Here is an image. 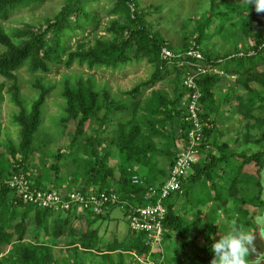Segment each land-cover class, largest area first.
Instances as JSON below:
<instances>
[{"label":"trees","instance_id":"obj_1","mask_svg":"<svg viewBox=\"0 0 264 264\" xmlns=\"http://www.w3.org/2000/svg\"><path fill=\"white\" fill-rule=\"evenodd\" d=\"M42 1L44 0H0V18L8 19L10 13L23 4ZM84 1L86 0L80 3ZM138 1L134 0L135 3ZM137 7L132 13L126 0H115L109 13L114 19L106 29L112 34L111 38H95L93 45L87 47V44L79 43L75 49L69 45L68 33L82 29L80 17L95 23L99 19L98 12L96 19V15L89 16L81 7L77 10L67 7L55 20H48L45 28L36 30L34 27H28L18 32L17 40H13L0 26V46L4 48L0 52V76L7 81H16V73L26 64L31 66L33 72L50 73L52 66L63 65L70 68L76 61L93 69L116 68L134 60L149 58L154 62L156 71L144 86L145 89L169 80L168 89L171 87L172 91L171 95L164 89L154 90L146 99H140L143 92L139 89L130 92L134 102L132 117L121 122L117 119V114L124 112L126 107L114 100L107 90H95L91 79H79L74 87L68 86L64 92L68 118H64L63 122L66 125L69 119L77 121V129L71 143L76 153L74 156L62 152L53 155L57 162L51 164L45 178L43 175H34L29 169V163L35 135L41 125L42 108L50 95L51 87H46L40 82L36 84L39 99L33 104L30 113L20 101L17 88L12 87L9 92L13 102L20 108V113L15 117V123L20 130V141L18 146H8L11 163L8 162L7 167L0 168V179H9L14 174L21 173L35 188L52 190L49 185L54 184L59 190L62 187L63 173L60 161L65 160L69 167L71 163L74 166L71 172H66L67 175L69 172L71 174L69 192L74 189L97 194L114 192L119 196L120 202L113 207H123L128 201H136L137 207L155 202V199L145 198L146 192L151 186L160 187L165 183L176 158L175 152L166 149L165 155H168L169 163L160 165L158 157L162 156V150L158 148L156 139L159 138L162 142L167 140L165 124L168 121L178 120L181 125V137H186L191 129V124L187 121L188 101H184L189 94L184 79L192 69L188 64L191 58L186 56L165 60L162 58V49L166 47L177 55H183L194 48L203 54L204 65L217 67L223 70L224 74L208 73L197 78L202 93L200 107L201 120L204 123L203 136L197 145L200 159L192 165L182 181L180 192L175 194L186 190L183 196L186 202L190 203L187 197L201 183L213 181L216 190L224 189L223 186L218 188L215 182L216 178L221 177L216 171L221 164L237 158L243 162L240 167L248 164L258 167L255 172L257 179L248 182L243 178L237 183L236 175L228 187L229 195H236L239 184L245 191L251 189L256 192L251 200L254 206L264 207V203L260 201V171L264 167V69L258 71L260 67H264V13L257 14L254 5L247 6L244 0H211L210 10L198 22L190 37L175 44L169 43L161 31L154 30L145 20L139 6ZM71 15L77 16L75 22L71 21ZM212 26H216L217 31ZM228 26L233 28L232 33L225 30L230 37L240 31L245 32L246 36L253 35L258 29L256 42L249 47L235 46L232 51L222 55L213 54L210 49L214 45L213 37H218ZM51 32L53 38L48 39L47 35ZM191 40L194 41L193 44L190 43ZM231 76H236V82L232 81ZM224 81L229 82L225 84L227 89L223 86ZM4 85L0 86V96ZM1 99L0 97V102ZM224 107L230 108V115L243 116L247 131H258L257 142L262 145L261 150L251 153L244 150L236 154L231 150L229 143L221 141L222 133L217 127V122L220 119L223 121L224 115H229ZM94 124H97L98 128H91L92 133L88 134L87 126ZM110 126L114 127L112 133L108 132ZM1 133L0 122V138ZM244 137L242 141H238L243 146L257 144L256 138L253 140L254 136L249 132H246ZM181 147L180 145L179 149ZM113 148L117 149L118 157L115 166L110 164V152ZM17 155H21V161L17 162ZM116 172L119 173L118 177L115 176ZM134 175L140 178L137 184L133 182ZM77 183L78 186L75 185ZM217 195L219 200L223 193L217 191ZM169 199L165 202L167 215L163 223L164 243L176 235L183 258L195 264H210L214 255L210 248L214 240L202 244V240L207 237L208 228L199 230V233L193 236L196 226H190V217L177 209V199L175 204L168 202ZM247 202L245 198L241 205ZM241 205L235 206V210H241ZM133 208L135 207L126 206V217ZM102 217L103 214L96 215L89 210L86 213L70 211L64 214L38 208L21 200L15 190L3 187L0 190V264H59L49 246L56 242L54 239L67 238L70 239V246L81 245L85 250H95L99 246V232L98 229H93V225ZM78 221L87 224L85 233L75 229V223ZM27 235L32 239L30 244L25 242ZM128 245L129 249L142 256H147L150 250L144 233L132 232ZM159 256V251L153 254L155 259Z\"/></svg>","mask_w":264,"mask_h":264},{"label":"rangeland","instance_id":"obj_2","mask_svg":"<svg viewBox=\"0 0 264 264\" xmlns=\"http://www.w3.org/2000/svg\"><path fill=\"white\" fill-rule=\"evenodd\" d=\"M80 1L82 0H79V2L78 0H44L42 2L23 4L13 10L8 19L0 18V26L13 40H17L18 32L24 31L28 27H34L36 30L45 28L47 21L55 20L65 8L69 7V9L75 8L77 10L81 7L89 16L94 17L96 15V19L98 12L99 19L97 21L99 23L97 24V21L93 23L80 17L82 19L80 21L83 25L82 29L68 33L67 38L70 39V47L75 49L79 43L87 44L88 47V45L94 44L95 38H111L112 34L108 33L106 29L109 28L110 21L114 19L109 13L115 0H86L82 3ZM238 1L242 2V0ZM136 5L139 6L142 14L145 16V20L153 26L154 30L161 31L169 43L176 44L179 42L182 43L184 38L190 37V34L197 27L198 22L210 10L211 0H139ZM137 6L136 8L138 9ZM76 19V15H71L72 22H75ZM212 28L217 31L216 26H212ZM225 30L229 33L233 32V28L228 26L218 34V37H213L212 42L214 45L210 47L213 54H225L226 52L232 51L235 46H252L256 42V37L259 32L257 29L253 32V35L246 36L245 32L240 31L237 34L235 33V36L232 35L230 37ZM47 38H53L52 32L47 35ZM191 42L193 44L194 41L191 40ZM3 50L4 48L0 46V52ZM262 69L264 67H260L258 71L261 72ZM155 71L156 66L154 62L149 58H144L140 61L134 60L128 62L116 68L97 67L90 69L86 64L82 65L76 61L70 68L63 65L52 66L50 73L33 72L31 66L26 64L16 73V81H7L0 76V86L5 84L0 96L2 98L0 102V122L2 125L0 156L3 155V157H0V168L7 167L8 162L11 160L8 146L10 144L18 146L20 141V130L15 123V117L20 113V108L13 102L12 95L9 92V89L12 87L15 86L17 88L19 99L28 113L31 112L33 104L39 99V91L36 89V84L40 82L46 87H51L50 95L42 108L41 125L35 135L31 161L29 163V169L34 175H43L46 178L48 168L52 163L57 162L54 159L57 153L62 152L69 156H74L76 153L71 147V143L77 129V121L69 119L66 125L63 122L64 118H68V114L66 113L67 100L64 96V92L68 86L74 87L79 79H91L95 90H107L114 100L126 107L124 112L117 114V119L121 122L128 121L132 117V106L134 104L133 96L130 95V92L136 89H139L140 92L142 91L143 93L141 94H143V97L141 96L140 99H146L150 96L151 92L161 89L168 91L172 95L171 87L168 89L169 80L158 83L153 88L145 89L144 86H146V83L151 79ZM230 78L232 81L235 80L234 82L237 80L236 76H231ZM226 83L229 84V82L224 81L223 86L227 89L228 87L225 86ZM186 100L187 96L184 98V101ZM224 109L229 114L230 108L224 107ZM224 117L223 121L220 119L217 122V127L222 133L221 141L229 143L234 153L238 154L244 150L251 153L263 148L257 142L258 131L256 129H249L247 131V127H245L246 122L243 121L242 115L229 114L224 115ZM165 125L167 140L162 142L159 138H157L158 140L156 139L158 148L162 150V156L158 157L160 165L162 166L169 163V157L165 155L166 149H170L171 152H175V155H177L180 151L179 146L181 145V141H183L181 139V125L178 120L168 121ZM91 128L97 129L98 126L97 124L93 126L88 125L86 128L88 134L92 133ZM113 129L114 127L110 126L108 132L112 133ZM246 132L254 136L253 140L256 138L257 144L250 143L247 146H243L238 142L245 138L244 135ZM93 144H95V141H93ZM110 153L112 154L110 164L115 166L118 159L117 149L113 148ZM215 153L218 154L217 152ZM80 156L82 157V155ZM16 158L17 162L21 161V155H17ZM242 163V160H237L236 158L221 164L219 169H217L216 173L221 177L216 178L215 182H217L218 188H220L219 186H223L224 189L216 190L213 186V181H210L207 184H199L191 192V195L187 197L190 203L186 202L183 196L186 190L178 195L175 194L168 201L175 204L177 197H179L177 199L179 203L177 209L182 214L185 213L187 217H190V226L192 224L196 226L193 230V236L198 234L199 230L208 228L207 237L205 240H202V244L207 243L209 240H214L213 238L217 240L220 237L219 235H222L226 231V222L234 216H238L244 222H249V217L260 215L264 209V207L254 206L251 201L256 192L254 193L251 189H249L250 191H245L244 187L239 186V184L237 186V192L235 193L236 195H229L228 187L231 186L236 175H238L237 183L243 178H246L248 182H253L257 179L255 172L258 167L255 164L240 167ZM60 164L63 170L61 179L62 187L59 190L56 189L54 184L49 185V187L53 191L58 190V192L65 194L69 190L70 172L74 166L71 163L69 167V164L65 160L60 161ZM69 170L70 172L67 175L66 172ZM118 174L116 172L115 176L118 177ZM78 184L75 185L78 186ZM217 191L223 193L222 197L219 196V200ZM246 192L247 195H245ZM245 198L248 202L242 206L241 203ZM133 203L136 202L133 201ZM237 205L242 206L241 210L240 208L235 210V206ZM125 217L124 207L114 209L112 220H107L110 225L108 226V224L104 223L101 229H98V236H100L102 245L92 251L85 250L81 245L78 247L70 246V239L67 238L60 240L54 239L56 242L49 244L53 250L54 259H57L59 264H117L121 261L127 264L130 259H133L132 253L135 250L129 249L128 242L122 245L124 239L121 241V238L129 234L130 239L133 232L128 226ZM117 227L119 228L118 231L116 230ZM75 229L81 231V233H85L87 224L78 221L75 223ZM93 229H97V225L93 226ZM77 235L79 236L80 233H77ZM26 238L25 242L30 244L32 242L30 235H27ZM114 239L119 240L121 243L120 245H115L116 247L118 246L117 250H115L117 252L112 255H104L105 250L113 245L112 240ZM177 242L179 240L176 242L172 241L170 244L167 242V245H169L167 248L163 245L158 250L164 253L166 259H169H167L169 264H182L181 261L186 262L184 264H195L183 258L180 245ZM155 251L157 252V249ZM134 264L138 263L134 262Z\"/></svg>","mask_w":264,"mask_h":264},{"label":"built area","instance_id":"obj_3","mask_svg":"<svg viewBox=\"0 0 264 264\" xmlns=\"http://www.w3.org/2000/svg\"><path fill=\"white\" fill-rule=\"evenodd\" d=\"M132 13L136 11L134 0H126ZM254 52H251L253 54ZM188 56L189 66L192 69L184 79V85L189 91L187 96V121L191 124V129L186 137H181V148L176 155L175 162L170 169L168 179L160 187L151 186L146 192L147 200L155 199V202L143 207H135L129 212L127 221L130 229L135 233H144L146 235V244L150 250L147 256L133 253V260L138 264H164V253L158 249L164 245V219L167 215L165 205L175 193L180 192L182 181L192 165L200 159V151L197 147L203 134L204 123L201 120L202 109L200 100L202 93L197 84V78L208 73L223 75L224 71L212 66L203 64L205 61L201 51L191 48L183 55H177L168 48L162 49V58L165 60L176 57ZM189 60V59H188ZM135 184L140 182L138 175L133 176ZM8 187L15 190L17 196L26 203L42 209H48L53 212L67 214L70 211H79L86 213L88 210L96 215L104 214L113 206L119 204V196L114 193H84L80 191L66 192L65 194L53 190L38 189L33 187L32 182L24 174H14L11 178L1 180L0 190ZM160 252L156 259L153 254Z\"/></svg>","mask_w":264,"mask_h":264},{"label":"clouds","instance_id":"obj_4","mask_svg":"<svg viewBox=\"0 0 264 264\" xmlns=\"http://www.w3.org/2000/svg\"><path fill=\"white\" fill-rule=\"evenodd\" d=\"M254 5L257 14L264 13V0H244ZM214 239L210 264H264V225L256 217L244 222L238 216L226 222V231ZM257 241L260 242L258 247Z\"/></svg>","mask_w":264,"mask_h":264},{"label":"crops","instance_id":"obj_5","mask_svg":"<svg viewBox=\"0 0 264 264\" xmlns=\"http://www.w3.org/2000/svg\"><path fill=\"white\" fill-rule=\"evenodd\" d=\"M134 202H136V201H134ZM137 203V202H136ZM179 203L177 202V205H178ZM126 206H134V207H137L138 205L137 204H135V203H133V202H130L129 203V201L128 202H125L124 203V210H125V208H126ZM180 206V205H179ZM117 207H120V206H117ZM117 207H112L111 209H109L105 214H103V216L104 217H102L100 220H98L97 221V223L96 224H94L93 226H96L97 225V229H101V227H102V225L105 223V224H108V226L110 225V223L107 221V220H109V221H111L112 220V218H113V212H114V209L115 208H117ZM125 220L127 221V218L125 217ZM127 224H128V221H127ZM128 226H129V224H128ZM118 227L116 228V230L118 231ZM129 234H127L125 237H122L121 239V241H123V239H124V241H123V243H122V245H124V244H126L127 242H129L130 240H131V238L129 239ZM177 236L176 235H174L173 236V238H171V239H169V240H167L166 241V243H164V247L165 248H167V246H169V245H167V242L170 244V242H172V241H177L178 240V237L176 238ZM113 241V245L112 246H108L109 247V249H106L105 250V254L104 255H109V254H115L117 251H115V250H117V248H118V246L116 247L115 245H120L121 243H120V241L119 240H116V239H114V240H112ZM102 242H101V239H100V236H99V246L100 245H102L101 244ZM178 244H179V242H177ZM106 247V246H105ZM98 253H100V252H98ZM133 253H136V251L135 252H133ZM133 253H132V256H133ZM165 256V255H164ZM110 257V256H109ZM168 259V258H167ZM166 258L164 259V263L166 264V263H168L169 264V262H168V260H167ZM131 262H135L133 259H130L129 260V262L127 263V264H130ZM126 263V262H125Z\"/></svg>","mask_w":264,"mask_h":264},{"label":"water","instance_id":"obj_6","mask_svg":"<svg viewBox=\"0 0 264 264\" xmlns=\"http://www.w3.org/2000/svg\"><path fill=\"white\" fill-rule=\"evenodd\" d=\"M260 184L262 187L261 194H260V201L264 203V167L260 171ZM256 218L259 224L264 225V210L260 215H257Z\"/></svg>","mask_w":264,"mask_h":264},{"label":"flooded vegetation","instance_id":"obj_7","mask_svg":"<svg viewBox=\"0 0 264 264\" xmlns=\"http://www.w3.org/2000/svg\"><path fill=\"white\" fill-rule=\"evenodd\" d=\"M262 212H263V211H262ZM257 244L259 245V242H257ZM259 246H260V245H259ZM259 246H258V247H259Z\"/></svg>","mask_w":264,"mask_h":264}]
</instances>
